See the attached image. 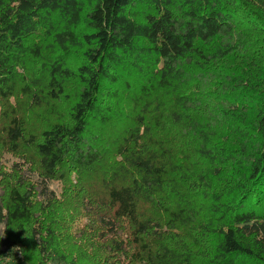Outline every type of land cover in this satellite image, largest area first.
I'll use <instances>...</instances> for the list:
<instances>
[{"label": "trees", "instance_id": "16d2710c", "mask_svg": "<svg viewBox=\"0 0 264 264\" xmlns=\"http://www.w3.org/2000/svg\"><path fill=\"white\" fill-rule=\"evenodd\" d=\"M0 264H264V0H0Z\"/></svg>", "mask_w": 264, "mask_h": 264}, {"label": "rangeland", "instance_id": "374dc122", "mask_svg": "<svg viewBox=\"0 0 264 264\" xmlns=\"http://www.w3.org/2000/svg\"><path fill=\"white\" fill-rule=\"evenodd\" d=\"M51 188H55V187H52V186H51Z\"/></svg>", "mask_w": 264, "mask_h": 264}]
</instances>
